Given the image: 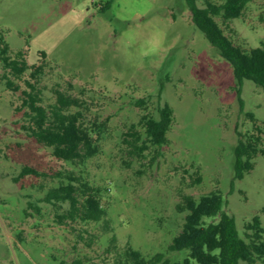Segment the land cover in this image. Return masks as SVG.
Listing matches in <instances>:
<instances>
[{
  "label": "rangeland",
  "instance_id": "1",
  "mask_svg": "<svg viewBox=\"0 0 264 264\" xmlns=\"http://www.w3.org/2000/svg\"><path fill=\"white\" fill-rule=\"evenodd\" d=\"M216 20L246 50L264 41V0ZM0 31L12 54L43 68L44 104L62 91L78 99L72 110L85 125L102 130L85 163L54 157L24 129L29 73L11 90L0 63V264H124L128 248L181 261L187 252L168 246L184 224L182 194L220 190L241 233L255 215L264 226V155L242 179L234 171L241 134L263 126L264 89L238 84L184 0H0ZM165 103L174 111L168 142L140 150L142 116ZM25 165L41 174L20 177ZM68 182L96 190L106 217L72 218L69 201L46 200Z\"/></svg>",
  "mask_w": 264,
  "mask_h": 264
},
{
  "label": "trees",
  "instance_id": "2",
  "mask_svg": "<svg viewBox=\"0 0 264 264\" xmlns=\"http://www.w3.org/2000/svg\"><path fill=\"white\" fill-rule=\"evenodd\" d=\"M191 12L193 24L214 46L222 58L227 60L239 85L245 79L253 81L264 89V41L250 50L236 45L225 34L216 20L223 21L242 16L249 0H184ZM199 1L203 3L199 5ZM0 63L6 86L19 90L16 80L25 79L27 89L22 90L23 106L26 108L24 125L28 136L49 148L52 155L72 164H82L95 156L102 140V130L98 125H85L83 113L73 111L80 103L75 97L57 90L55 101L44 104L38 84L42 67L31 70L24 53L12 54L4 34L0 31ZM141 103L144 100H140ZM251 118L254 114L248 113ZM174 121L172 107L165 103L158 109V116L145 114L140 125L145 131L146 140L140 150L151 146L161 147L168 142V133ZM255 131L242 135L235 147V178L242 179L255 166V158L264 155L263 126L255 124ZM41 172L30 166H23L20 177ZM18 178H15L17 181ZM201 177L197 178V182ZM81 196L82 199H81ZM52 200L69 201L70 217H80L84 221H100L106 217L100 194L83 182L80 187L68 182L49 191L46 196ZM226 197L220 190L202 194L198 198L182 194L176 209L185 213L181 231L168 246L171 252L186 251L181 261H171L164 253L147 256L140 250L128 248L124 252V264H264V226L259 215L247 222L241 233L236 219L225 210Z\"/></svg>",
  "mask_w": 264,
  "mask_h": 264
}]
</instances>
